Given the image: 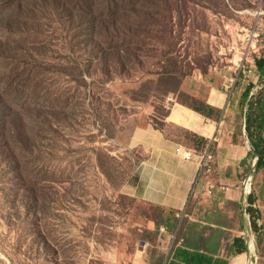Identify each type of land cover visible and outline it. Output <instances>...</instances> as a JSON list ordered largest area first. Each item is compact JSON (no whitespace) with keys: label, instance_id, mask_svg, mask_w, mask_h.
Masks as SVG:
<instances>
[{"label":"rangeland","instance_id":"obj_1","mask_svg":"<svg viewBox=\"0 0 264 264\" xmlns=\"http://www.w3.org/2000/svg\"><path fill=\"white\" fill-rule=\"evenodd\" d=\"M252 28L253 61L264 0H0V264H142L119 145L207 85L239 107L258 74L229 85V50Z\"/></svg>","mask_w":264,"mask_h":264},{"label":"crops","instance_id":"obj_2","mask_svg":"<svg viewBox=\"0 0 264 264\" xmlns=\"http://www.w3.org/2000/svg\"><path fill=\"white\" fill-rule=\"evenodd\" d=\"M207 86L206 94L193 96L215 108L217 115L206 117L168 98L162 117L136 125L119 145V156L129 155L135 170L117 194L146 209L133 213L136 229L148 238L143 247L150 249L145 254L142 249V264H264V169L253 172L248 197L235 188L255 168L257 156L249 155L252 146L238 99L227 104L225 91ZM202 138L212 144L213 172L195 183L200 154L194 143ZM208 180L214 183L210 193ZM184 206L186 216L177 230L182 242L166 255L168 235L178 224L176 213Z\"/></svg>","mask_w":264,"mask_h":264},{"label":"built area","instance_id":"obj_3","mask_svg":"<svg viewBox=\"0 0 264 264\" xmlns=\"http://www.w3.org/2000/svg\"><path fill=\"white\" fill-rule=\"evenodd\" d=\"M257 37L255 29H244L241 34V38H239L238 47L233 46L229 53H231L232 58L229 60V69H232L233 75L230 78L231 84L241 78L242 80H246L249 78L251 74H254V64L253 61L249 58L250 54L257 49ZM264 80V77H263ZM260 86H255V88H259ZM230 87L227 86V89ZM254 93V90L251 89L249 92V97ZM190 153H187L185 158H189ZM213 162H214V154L212 151V144L207 142L204 151L200 154V159L197 165V173L195 177V183L197 180L201 178H206L213 172ZM255 168H251L248 173L244 174L239 180L238 184L235 186L236 189H239L244 196H249L252 192L253 188V172ZM214 188V183L212 181H207V192H211ZM224 190H227L228 187H224ZM193 194V188L189 193V197ZM246 206H249L247 202H245ZM186 216V206H184L181 210L176 213V218L178 219V224L176 230H173L168 235L167 243L164 247L165 254L168 255L169 251L173 246L182 242V239L178 236V227L182 219ZM159 231L161 233H165L166 229L164 226L159 227Z\"/></svg>","mask_w":264,"mask_h":264},{"label":"trees","instance_id":"obj_4","mask_svg":"<svg viewBox=\"0 0 264 264\" xmlns=\"http://www.w3.org/2000/svg\"><path fill=\"white\" fill-rule=\"evenodd\" d=\"M255 72L258 74L259 88L249 97V92L255 86L253 83H248L244 87L241 94L240 107L245 118V129L247 136L250 140L252 149L250 156H257L255 170L259 168L264 169V50L259 54L256 59H253ZM193 105H187L191 109L201 113L206 117L217 115V110L204 101L195 99ZM205 139L195 140V151L201 154L207 144ZM251 213L252 210L249 209ZM253 215V214H252ZM252 217V216H251Z\"/></svg>","mask_w":264,"mask_h":264}]
</instances>
